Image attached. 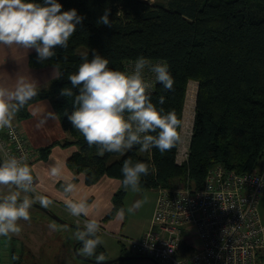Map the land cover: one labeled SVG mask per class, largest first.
<instances>
[{"label": "trees", "instance_id": "trees-1", "mask_svg": "<svg viewBox=\"0 0 264 264\" xmlns=\"http://www.w3.org/2000/svg\"><path fill=\"white\" fill-rule=\"evenodd\" d=\"M57 2L63 5L62 11L75 8L84 19L77 24L68 48L54 49L57 56L53 59L40 62L36 51L31 54L29 67L53 66L62 77L36 89V96L16 115L28 116L31 103L48 98L70 137L63 145L74 143L79 149L68 165L84 173L86 184H95L102 176L121 182L122 164L128 158L155 165L156 172L142 177L140 183V188L154 190L173 182L183 184L186 177L191 187L201 189L207 172L218 165L238 174L253 173L258 168L264 159V0ZM105 9H110L112 27L97 24ZM92 50L106 57L110 68L120 71H127L141 56L152 63L166 61L174 78L173 91H165L156 82L150 95L157 107L174 110L179 119L189 82L197 83L190 157L185 166L174 163L177 146L163 154L155 148L151 153L140 152L136 146L124 155L101 156L72 127L64 113L73 111L74 96H61L60 90L72 88L68 76L77 71L82 54L91 59ZM77 91L73 89L74 94ZM161 95L165 97L163 105L158 103ZM125 192L121 183L105 219L124 208ZM96 251L108 259L101 245Z\"/></svg>", "mask_w": 264, "mask_h": 264}, {"label": "clouds", "instance_id": "clouds-1", "mask_svg": "<svg viewBox=\"0 0 264 264\" xmlns=\"http://www.w3.org/2000/svg\"><path fill=\"white\" fill-rule=\"evenodd\" d=\"M62 7L57 0H43L42 3L35 0H0V45L26 51L35 49L40 62L53 59L57 56L54 49L66 50L77 24L84 19L75 8L62 11ZM109 13L110 9H105L97 24L112 27ZM81 61L77 71L67 78L72 88H62L60 95L67 98L74 96L73 111H65L64 115L90 148L95 146L101 156L105 153L124 155L136 146H139L140 152L151 153L155 148L163 154L182 142V120L174 110L165 111L152 102L150 90L153 84L144 76L147 69L165 91H173L174 78L166 61L152 63L141 56L134 61L130 72L110 68L109 60L96 50H92L91 59L87 53L82 54ZM61 77L62 74L57 75L56 79ZM73 89L78 91L74 94ZM36 94V84L25 77H19L13 88L0 86V129L7 128L12 134L16 114ZM158 103H165L163 95L158 97ZM25 160L24 156H11L5 152V158L0 163V185L16 189L0 197V237L19 235L22 231L19 222L31 220L30 209L35 202L42 207L52 203L46 196L32 198L28 195L35 192V182ZM155 172L154 164L125 159L121 168L122 187L125 191L139 192L141 178ZM58 174L59 165L52 166L50 175ZM75 190V184L65 182V194ZM21 193L24 195L21 196ZM142 203L137 200L126 211L133 213ZM65 207L72 216L85 217L83 227L77 228L74 233L81 245L77 254L85 258L94 257L95 264H107L104 253L97 254L96 251L104 240L99 235L101 227L98 221L87 218V202L68 199ZM124 214V208L117 210V216L123 217ZM49 227L58 230L55 224Z\"/></svg>", "mask_w": 264, "mask_h": 264}, {"label": "built area", "instance_id": "built-area-1", "mask_svg": "<svg viewBox=\"0 0 264 264\" xmlns=\"http://www.w3.org/2000/svg\"><path fill=\"white\" fill-rule=\"evenodd\" d=\"M133 65L131 62L127 71ZM144 76L154 88V74L146 69ZM184 112L185 108L182 142L174 154L178 167L189 161L193 134L194 119H185ZM12 125V134L7 128L0 129V162L7 152L26 157L30 166L34 153L18 124L13 121ZM205 178L201 189L191 187L188 177L180 187L159 186L147 230L138 239L115 236L125 251L157 264H260L258 254L264 250V223L259 211L264 196V159L253 173L238 174L218 165ZM34 182L35 192L29 194H36L35 178ZM77 220L75 224L83 226L84 219Z\"/></svg>", "mask_w": 264, "mask_h": 264}, {"label": "crops", "instance_id": "crops-1", "mask_svg": "<svg viewBox=\"0 0 264 264\" xmlns=\"http://www.w3.org/2000/svg\"><path fill=\"white\" fill-rule=\"evenodd\" d=\"M33 52H35V49L26 51L16 47L9 48L0 45V86L13 88L19 77H25L36 84V89H40L45 88L56 79L58 71L53 66H47L41 69L29 67V58ZM184 107V118L186 119V103ZM27 112L28 116L19 118L16 115L13 121L18 124L24 139L27 140L30 149L34 153V159L29 167L36 180L37 191L36 194L28 193V195L33 198L41 195L48 197L52 203L45 208L51 210L58 216H60V214L64 217L67 216L70 221H73H71V223H76L78 218L72 216L66 210L65 201L68 199L86 201L89 213L87 218L97 220L101 226L102 233H99V235L104 240L101 247L108 259H115L118 256L125 255V247L115 236L138 239L149 226L156 197L153 200L154 205L149 216L139 218L126 211L129 207L127 204L128 201H125L128 190L125 192L123 199V206L125 209L124 216L119 217L116 212L110 219H105L113 209L112 199L114 193L120 189L121 182L114 178L102 176L95 184H86L84 173L77 172L75 169L73 170L69 167L68 160L74 153H78L79 149L74 143L63 145V143L70 140V137L60 124L53 104L48 98L31 103L27 107ZM50 113H54L55 115H50ZM38 124L40 125L39 127L37 126ZM45 148H49L50 151L48 153L44 152L43 149ZM56 165H59V174L57 176H51V167ZM66 181H70L76 185L74 193H64L63 186ZM36 203L40 204L39 202ZM259 211L261 223H264V196L261 197ZM79 218L85 219L83 216ZM28 222L29 221L22 220L19 223L22 226L21 233L29 232V239L26 238V245L32 250V256L39 255L41 250L47 253L48 249L45 244L47 236L44 234L45 226L41 227V225L35 222ZM26 226L31 229V231L28 230ZM46 229H50L48 224ZM11 236L15 239L16 243H18L20 240L19 235ZM75 242L78 241L75 240L74 243ZM9 248H11L10 251L13 253V257L18 258L14 264H23L22 254L17 255L15 245H10L9 243ZM258 259L260 264H264V250L260 251ZM3 262L4 260L1 264H3Z\"/></svg>", "mask_w": 264, "mask_h": 264}, {"label": "rangeland", "instance_id": "rangeland-1", "mask_svg": "<svg viewBox=\"0 0 264 264\" xmlns=\"http://www.w3.org/2000/svg\"><path fill=\"white\" fill-rule=\"evenodd\" d=\"M144 1L156 2L158 0H144ZM249 1H252V0H249ZM190 88L192 89L196 88V91H197V83L190 81L187 87V90ZM187 90H186V93H187ZM186 98H187V95H186ZM181 185L182 183L180 182L179 183L173 182L171 186L180 187ZM171 186H169V188ZM15 190L16 189H14L12 186L0 185V197L4 195H8L10 194V191H15ZM127 194L128 195L125 201L126 202L128 201L127 202L128 206L134 204L137 200L143 201L142 206L132 213L133 216H136V217L138 216L139 218L149 216L150 212H152L153 205H154L153 200L157 196V192H155V190H153L152 188L151 189L140 188L139 192H133L129 190ZM23 195L24 193H21V196ZM30 215H31V220L28 223L32 221V222L37 223L38 225H41V227L45 226L44 234H46L47 236L46 237L47 241L45 244L47 246L49 253L48 252L45 253L44 250H41L39 255L32 256L31 254L32 250L28 247V245H26V238L29 239V232H22L21 234H19L20 240L18 241V243H16L15 239L12 238V236L11 238L1 237L0 248L2 250V260H4L3 264H14L18 260L17 257H13V253L10 251L11 248H9V243L10 245L11 244L15 245L17 249V255L22 254L23 264H95L93 262L90 263V262H87L81 259H77V257L75 256L74 246L77 242L74 243V241L76 240L74 237V233L76 229L66 227V226L64 227L60 225L59 223H57L56 221L51 220L49 215L43 212L42 210L40 211V210L31 208ZM60 216L64 217L62 214H60ZM60 216L59 218H61ZM61 219L63 221H68V222L72 221V220L70 221V219L67 216ZM47 224L49 226L52 224H55L58 230L54 231L51 229L49 230L46 229ZM28 230L31 231V229L29 228ZM124 252H126L127 255H132L131 253L127 251H124ZM115 264H157V263L147 258H143V259L139 258V260H128L127 262H116Z\"/></svg>", "mask_w": 264, "mask_h": 264}, {"label": "water", "instance_id": "water-1", "mask_svg": "<svg viewBox=\"0 0 264 264\" xmlns=\"http://www.w3.org/2000/svg\"><path fill=\"white\" fill-rule=\"evenodd\" d=\"M32 208L40 210V211L42 210L43 212H45L46 214L49 215L51 220L56 221L57 223H59L60 225H62L64 227L66 226V227H70V228H73V229H76V230H77V228H82L83 227V226L78 225V224L76 225L75 223H71V222H68V221H63L61 218H59V216L57 214H55L51 210L46 209L45 207H42L40 204H38L36 202L33 204ZM79 245H80V242H77L75 244V246H74V254L77 257V259H81V260H84V261H87V262H90V263L91 262L95 263L94 258H85V257H82V256L77 254V249H78ZM1 253L2 252H1V248H0V264L3 261ZM139 258L143 259L145 257H142V256L138 257V256H134V255H121V256L116 257L115 259H107V264H115L116 262H127L128 260H139ZM147 259H149V258H147ZM149 260H152V259H149Z\"/></svg>", "mask_w": 264, "mask_h": 264}, {"label": "bare ground", "instance_id": "bare-ground-1", "mask_svg": "<svg viewBox=\"0 0 264 264\" xmlns=\"http://www.w3.org/2000/svg\"><path fill=\"white\" fill-rule=\"evenodd\" d=\"M187 100H186V119H193L194 115V103H195V98H196V88L188 89L187 91Z\"/></svg>", "mask_w": 264, "mask_h": 264}]
</instances>
